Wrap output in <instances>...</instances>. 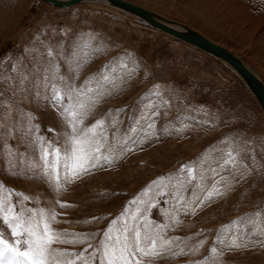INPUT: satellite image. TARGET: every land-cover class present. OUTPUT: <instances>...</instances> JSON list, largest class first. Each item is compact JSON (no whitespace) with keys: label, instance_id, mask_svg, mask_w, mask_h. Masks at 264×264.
<instances>
[{"label":"rangeland","instance_id":"rangeland-1","mask_svg":"<svg viewBox=\"0 0 264 264\" xmlns=\"http://www.w3.org/2000/svg\"><path fill=\"white\" fill-rule=\"evenodd\" d=\"M127 1L236 52L264 80V0ZM99 4L0 0V196L11 191L17 210L56 212L51 227L68 234L63 239L88 234L86 243L53 245L73 260L87 258L89 243L120 226L113 220L124 214L131 224L137 208L147 207L153 224L168 226L172 244L143 264H264V112L256 98L223 62ZM53 83L92 88L88 95L102 90L78 128L104 120L101 152L111 156L59 190L42 176L38 143L64 147L71 133L61 109L45 99ZM229 151L235 163L226 165ZM213 186L220 194L205 199ZM5 229L0 222L10 238ZM234 236L247 247L228 250Z\"/></svg>","mask_w":264,"mask_h":264},{"label":"snow or ice","instance_id":"snow-or-ice-1","mask_svg":"<svg viewBox=\"0 0 264 264\" xmlns=\"http://www.w3.org/2000/svg\"><path fill=\"white\" fill-rule=\"evenodd\" d=\"M49 55L52 53L49 52ZM77 66H81L79 61H77ZM123 67L127 66L123 65ZM100 79L111 82L108 75L103 73L100 75ZM60 80L63 81L64 77H60ZM50 88V94L45 99L54 107L61 109L60 115L71 128L68 143L64 147H57L52 143L45 145L42 139L38 140L43 161L42 176L48 182H54L59 190L63 183L89 172L101 159L111 162V156H104L101 152L106 143V137L98 130L103 128L104 120H98L90 127L78 128V125L84 123L91 104L102 96V90L95 91L94 95H88L94 92L92 88L77 89L70 85L58 88L54 83L50 85ZM66 99L67 103H65ZM152 115H159V112L153 111ZM141 119L145 121L144 126L147 128L154 127L151 116L142 114ZM134 123H138V121ZM129 131L137 133L138 129L131 127ZM132 142L134 143L135 140ZM127 143L125 141L124 145L127 146ZM121 150L123 151V148ZM224 163L226 165L235 163L231 151L227 153ZM61 170H63V177H61ZM181 171H187L189 177L195 179L192 174L193 169L184 166ZM163 179L161 178V187H164ZM201 179L203 178L201 177ZM153 183L158 182L154 181ZM3 188L4 186L0 185V192L3 191ZM214 194H220L215 186L207 192L205 199H211ZM11 195L12 192L9 191L0 196V222L6 226L5 231L10 230V238L5 236L4 231H0V264H77V261H81L82 264H143L144 258H158L170 251L169 246L172 244V240L164 238V230L168 226L153 224L146 215L148 208L145 207L143 210L137 208V215L132 216L131 224L128 223L124 214L120 221L113 220V225L119 223L120 226L115 229L111 226L108 227L103 232V238L98 245L93 246L89 243L84 252L88 253V249H93V251L88 253L87 258L77 253L76 259L73 260L70 258L71 253L54 248L53 245L57 243H86L89 239L88 234H72L79 237L73 241L63 239L62 235L68 234L58 233L51 227V222L56 219V212L44 209L35 211L24 207L17 210L16 205L9 199ZM24 199L29 198L25 196ZM198 199L199 197L193 193V201ZM133 203H137V201ZM148 206H152L150 202H148ZM226 228L230 229L231 225ZM220 242L223 243V241ZM244 247H247V244L238 242L236 236L226 245L228 250ZM211 251L214 255L218 254L216 247H213ZM178 254L180 253H173V255Z\"/></svg>","mask_w":264,"mask_h":264},{"label":"water","instance_id":"water-1","mask_svg":"<svg viewBox=\"0 0 264 264\" xmlns=\"http://www.w3.org/2000/svg\"><path fill=\"white\" fill-rule=\"evenodd\" d=\"M57 7H70L83 2H96V0H43ZM100 1V0H99ZM107 4L119 8L128 13L140 22L169 34L174 38L185 42L198 50L214 56L217 60L223 62L227 67L235 71L238 76L245 82L246 86L252 92L261 109L264 112V84L228 49L219 46L196 31L188 29L174 21H170L152 11L145 10L141 7L122 0H105Z\"/></svg>","mask_w":264,"mask_h":264},{"label":"bare ground","instance_id":"bare-ground-1","mask_svg":"<svg viewBox=\"0 0 264 264\" xmlns=\"http://www.w3.org/2000/svg\"><path fill=\"white\" fill-rule=\"evenodd\" d=\"M43 1V0H42ZM94 1V0H93ZM122 1H125V2H128V3H131V4H133V5H136V6H138V7H141V8H143V9H145V10H148V11H152V10H149V9H147V8H145V7H142V6H139V5H137V4H135V3H133V2H130V1H127V0H122ZM45 2V1H44ZM89 2H92V1H89ZM89 2H83V3H80V4H78V5H75V6H79V5H82V4H85V3H89ZM95 2V1H94ZM93 2V3H94ZM47 3V2H46ZM96 3H100L99 5H103V6H105V7H108V8H111V9H114V10H116L117 9V11L119 10V11H122V10H120L119 8H116V7H114V6H111V5H109V4H107L106 3V1L105 0H96ZM49 4V3H48ZM52 5V4H51ZM75 6H70V7H75ZM124 11H122V13H123ZM152 12H154V13H156V14H158V15H160V16H162V17H164V18H166V19H168V20H170V21H174V20H171V19H169V18H167V17H165V16H163V15H161V14H159V13H157V12H155V11H152ZM124 13H126V12H124ZM126 14H128V13H126ZM174 22H177V23H179V24H182L183 26H185V27H187L188 29H191V30H193V31H196V32H198L197 30H195V29H193V28H191V27H188V26H186L185 24H183V23H181V22H178V21H174ZM154 29V28H153ZM154 30H156V29H154ZM157 31H159V30H157ZM161 32V31H160ZM163 33V32H162ZM199 34H201L202 36H204L206 39H208L209 41H211V42H213V43H215V44H217V45H219V46H222V45H220V44H218V43H216V42H214V41H212V40H210L208 37H206L205 35H203L202 33H200V32H198ZM164 34H166V33H164ZM166 35H169V34H166ZM169 36H171V35H169ZM171 37H173V36H171ZM174 38V37H173ZM176 39V38H175ZM178 40V39H177ZM185 43V42H184ZM187 44V43H186ZM222 47H224V46H222ZM225 48V47H224ZM226 49H228V48H226ZM229 51H231L236 57H238L239 59H240V61L244 64V66H246L263 84H264V80H263V78L251 67V66H249L245 61H244V59H242V57L239 55V54H237L236 52H234V51H232V50H230V49H228ZM205 53V52H204ZM209 55V54H208ZM213 58H215L214 56H212ZM216 59V58H215ZM220 61V60H219ZM235 72V71H234ZM236 73V72H235ZM237 74V73H236ZM238 75V74H237ZM240 77V76H239ZM241 78V77H240ZM242 80V79H241ZM243 81V80H242ZM244 82V81H243ZM245 83V82H244ZM249 89V88H248ZM251 92V91H250ZM252 93V92H251ZM254 96V95H253Z\"/></svg>","mask_w":264,"mask_h":264}]
</instances>
